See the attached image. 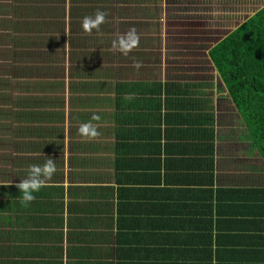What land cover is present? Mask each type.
<instances>
[{"label":"crops","instance_id":"0c3cea01","mask_svg":"<svg viewBox=\"0 0 264 264\" xmlns=\"http://www.w3.org/2000/svg\"><path fill=\"white\" fill-rule=\"evenodd\" d=\"M207 62L152 70L162 86L101 107L98 135L70 150L62 210L0 232V264H264L262 149Z\"/></svg>","mask_w":264,"mask_h":264},{"label":"trees","instance_id":"16d2710c","mask_svg":"<svg viewBox=\"0 0 264 264\" xmlns=\"http://www.w3.org/2000/svg\"><path fill=\"white\" fill-rule=\"evenodd\" d=\"M114 1L0 2V118L17 124L13 127L15 134L26 138L33 135L65 137L66 117L70 121L82 118L89 121L94 116L99 117L98 108L109 107L113 100L118 106L125 101L122 97L128 86H162L149 80L153 63L146 64L150 60L161 64L162 55L152 59L151 53L134 52L140 48L138 45L147 44L134 39L125 41L122 35L133 32L125 31V23L116 32L114 20L118 9ZM97 12L105 13V22L99 29L85 32L82 29L84 18H94ZM251 13L211 47L209 55L232 104L248 133L261 147L264 158V5ZM137 33L134 31L131 36ZM135 61L139 67L131 66L126 70L124 65ZM137 75L145 76L144 81H128ZM67 91L68 98L65 97ZM112 93L116 94L114 99ZM79 107L87 111H80ZM13 144L14 149L27 153H37L43 148L60 150L53 144L25 145L15 140ZM70 149L73 150V145ZM12 160L18 162L15 157ZM40 162L37 179L42 187L33 193L35 199L27 206L20 203L23 194L16 185L30 172L15 173L16 178L6 172L0 178V232L5 235L13 237L14 227L33 226L38 221L35 215L53 216L62 210L65 158L44 157L39 161L27 157L22 164L32 167Z\"/></svg>","mask_w":264,"mask_h":264},{"label":"rangeland","instance_id":"374dc122","mask_svg":"<svg viewBox=\"0 0 264 264\" xmlns=\"http://www.w3.org/2000/svg\"><path fill=\"white\" fill-rule=\"evenodd\" d=\"M0 2L3 3V0ZM114 2L118 9V15L114 20L116 32L125 23L127 26L125 31L138 32L133 36H131L133 32L122 35L125 41L134 39L135 42L147 44V46L140 44L138 50L131 48L130 51L139 52L141 50V52L151 53L152 59L162 55L159 58L161 64L153 60L146 62V64L153 63L151 67H153L152 70L155 72L158 81L166 79L167 71L174 67L177 61L182 63L180 65L185 66V74L187 75L192 72L196 73L197 69L195 67L193 70V66L200 56H203L208 62L197 65L208 68L209 64H213L209 55L211 47L244 22L252 14L251 11L264 5V0H115ZM69 6L70 3L68 2L67 8ZM66 47L69 51V38ZM118 51L120 52V48ZM136 65V61L127 62L124 67L128 70L129 67ZM65 81L68 90L70 83L68 73ZM65 94V97L68 98L69 92L67 91ZM78 109L85 111V108L80 109L79 107ZM104 110L105 108L100 107L96 111ZM69 119L66 117L65 137L61 135L45 138L44 136L33 135L26 138L27 136L15 134L13 129L17 125L15 122L9 119V122H6L7 119L0 118V178L4 177L6 172L14 174L13 177L16 178L15 173L21 174L22 172H31L34 167L40 168L41 162L34 163L32 167L23 166L22 163L26 162L27 157H33L39 161L44 157H64L65 167L63 169L65 170L68 161L70 162V146L82 141L84 144L91 141L92 133L96 132L98 128L96 122L90 123L83 118L73 121ZM8 124L10 125L9 129ZM58 124H53V126L56 127ZM84 125H89L88 128L91 132L80 137L83 135L80 130ZM243 126L246 127L244 124ZM16 137L21 138V140ZM14 140L16 143H25V145H38V143L58 145L60 150L54 151L53 148L48 150L43 148L37 153H27L14 149ZM74 156L78 157L77 155ZM13 157L17 158L18 162L13 163ZM66 170L67 174L71 172L70 167H67Z\"/></svg>","mask_w":264,"mask_h":264},{"label":"clouds","instance_id":"9594fccd","mask_svg":"<svg viewBox=\"0 0 264 264\" xmlns=\"http://www.w3.org/2000/svg\"><path fill=\"white\" fill-rule=\"evenodd\" d=\"M105 22V13L104 12H97L95 17H85L83 24H82V29L85 32L91 33L93 29H99V26ZM93 119H99L98 116H94ZM90 127L89 125H84L81 128V133L83 135H87L88 133L85 132V129ZM93 135H98L97 132H93ZM50 163V162H49ZM40 172L39 168H33L29 174V176L20 181L16 187L18 188L19 192L22 193V199L20 203L23 205L27 206L30 204L34 199L35 196L33 193L38 192L42 185L38 182V174Z\"/></svg>","mask_w":264,"mask_h":264}]
</instances>
